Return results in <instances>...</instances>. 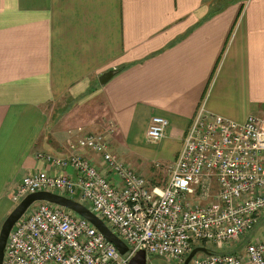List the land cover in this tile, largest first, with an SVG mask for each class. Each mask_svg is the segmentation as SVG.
I'll return each mask as SVG.
<instances>
[{"label":"crops","instance_id":"1","mask_svg":"<svg viewBox=\"0 0 264 264\" xmlns=\"http://www.w3.org/2000/svg\"><path fill=\"white\" fill-rule=\"evenodd\" d=\"M200 107L264 118V0H0V224L48 169L37 154L64 158L109 125L110 152L162 185ZM153 117L169 122L157 144Z\"/></svg>","mask_w":264,"mask_h":264},{"label":"built area","instance_id":"2","mask_svg":"<svg viewBox=\"0 0 264 264\" xmlns=\"http://www.w3.org/2000/svg\"><path fill=\"white\" fill-rule=\"evenodd\" d=\"M168 125L153 117L147 143L162 141ZM113 133L109 125L70 142L64 158L37 154L48 169L26 175L12 202L16 206L36 192L62 193L101 219L128 252L121 256L74 212L38 202L9 232L2 264H129L138 251L183 264L195 248L207 253L198 252L201 258L196 253L189 264H264L259 239L228 251L264 220V118L248 115L237 123L200 107L177 158L166 166L162 185L150 183L110 152ZM77 150L98 155L103 169Z\"/></svg>","mask_w":264,"mask_h":264},{"label":"water","instance_id":"3","mask_svg":"<svg viewBox=\"0 0 264 264\" xmlns=\"http://www.w3.org/2000/svg\"><path fill=\"white\" fill-rule=\"evenodd\" d=\"M118 73V70H110L103 73L98 78V83L101 86L106 85L114 75ZM38 202H47L64 209L74 212L77 216L88 221L93 227H95L103 237L110 242L117 252L123 256L128 252V248L123 241H121L106 225L94 215L88 208L82 204L73 201L67 197L56 195L50 192H36L26 196L19 204H17L9 215L4 220L0 229V264L3 262V255L5 250V245L9 232L11 231L14 224L25 214L27 209ZM198 252L207 253L205 248H195L186 257L183 264H189L190 260ZM129 264H147V258L144 251H138L129 261Z\"/></svg>","mask_w":264,"mask_h":264},{"label":"rangeland","instance_id":"4","mask_svg":"<svg viewBox=\"0 0 264 264\" xmlns=\"http://www.w3.org/2000/svg\"><path fill=\"white\" fill-rule=\"evenodd\" d=\"M165 177H166V175H165ZM53 194L60 195V196L63 195L62 193H58V192H53ZM198 201L201 202V203H202V201L206 202V200H202V199H200ZM4 220H3V222H4ZM3 222L0 224V229H1V226H2ZM261 222L262 223L256 228V230H254L252 233H250L248 235V237H246L244 239H240L241 242L239 241L240 243L237 242V245H233L235 247L231 246V248L228 251L229 252H231V251H234V252L235 251H240L244 246H246L248 244H251V243H254L258 239L261 240V241H264V220L261 221ZM210 248L211 247L208 246V249H210ZM196 255L198 256V258L202 257L201 253H197ZM146 258H147V264H174L173 262H167L164 259L153 257V256H146Z\"/></svg>","mask_w":264,"mask_h":264},{"label":"trees","instance_id":"5","mask_svg":"<svg viewBox=\"0 0 264 264\" xmlns=\"http://www.w3.org/2000/svg\"><path fill=\"white\" fill-rule=\"evenodd\" d=\"M231 252H234V251H231Z\"/></svg>","mask_w":264,"mask_h":264}]
</instances>
